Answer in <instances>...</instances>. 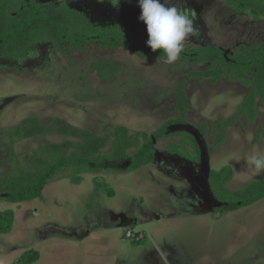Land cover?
I'll return each mask as SVG.
<instances>
[{"label": "rangeland", "instance_id": "rangeland-1", "mask_svg": "<svg viewBox=\"0 0 264 264\" xmlns=\"http://www.w3.org/2000/svg\"><path fill=\"white\" fill-rule=\"evenodd\" d=\"M60 2L82 12L90 23L101 28L119 25L136 36L146 30L139 20V0H119L116 5L111 0H56L54 4ZM173 5L204 28V33L197 36L198 43L186 41L193 35L185 40V49L215 44L229 54L239 45H255L264 40L263 21L234 13L225 0H170L169 6ZM101 61L115 63L123 74L111 83H101L90 72V66ZM207 66L189 67L179 59L172 64L153 62L122 49L101 51L96 45L64 56L55 55L51 46L44 44L21 60L0 58V175L12 171L16 161L24 166V156L32 154L39 145L64 140L48 135L14 138L11 142L8 132L27 117H39L45 123L61 118L98 135L115 126L152 134L168 119L177 118L174 96L183 79H187V98L192 107L184 116L189 126L169 127L167 137L154 146L167 157L163 160L167 164L157 167L165 178L158 171L141 175V168L128 172L105 169L99 174H83L82 183L73 185L68 174H58L45 186L41 199L20 204L0 200V211L12 210L15 215L12 232L0 235V264H20L23 257L33 253L38 254L34 264H167L155 241L168 244L172 264H264V207L254 205L220 219L211 212L217 204L205 175L208 169L219 172L230 168L233 178L226 185L229 191L241 190L263 177L264 170L257 171L250 158L264 156V110L259 109L254 122L237 117L234 125L224 127V132L215 130L216 122L235 114L247 88L242 83L234 87L222 83L212 86L206 81L188 79L189 72ZM6 102L8 105L1 109ZM191 125L208 127L202 140L197 137L203 157L200 165L169 155L171 151L194 155L186 143L184 148L174 146L182 141L181 133L174 129L187 130ZM219 134L224 138L215 145ZM94 180L109 184L114 196L100 192L93 197ZM143 199L152 214L156 203H160L163 216L180 214L181 218L150 220L131 228L130 237L125 234L127 227H115L105 218L104 213L111 211L139 218L137 204ZM187 199L194 200L195 205L189 203L200 216H184L189 214ZM69 227L75 230L74 236L66 231ZM79 227L94 230L88 245L81 244L84 231ZM138 235L148 242L133 244ZM122 239L132 242L124 246L125 252L119 251Z\"/></svg>", "mask_w": 264, "mask_h": 264}, {"label": "trees", "instance_id": "trees-1", "mask_svg": "<svg viewBox=\"0 0 264 264\" xmlns=\"http://www.w3.org/2000/svg\"><path fill=\"white\" fill-rule=\"evenodd\" d=\"M225 3L234 13L245 14L253 21L262 20L264 24V0H225ZM147 40V30L135 36L118 26L101 28L64 2L55 5L32 0H0V55L3 57H23L37 44H49L55 55L58 53L64 56L82 53L89 45H96L101 51L122 49L143 60L164 61L159 51L153 53L147 46ZM179 59L188 65L208 64L203 71L189 73L192 79H209L214 83L228 78L233 82H241L247 88V96L236 114L230 119L217 122L215 130L224 132V127L234 125L237 117L254 122L259 105L264 109V40L251 46L240 45L230 55H225L215 46L184 50ZM90 72L102 83H109L123 74V69L112 62L101 61L92 64ZM185 83L182 81L175 92L177 118L168 120L152 136L147 132H132L124 126H116L106 134L98 135L74 127L61 118H52L46 123L39 117L21 120L8 132L11 142L14 138L32 139L47 135H56L64 140L39 145L32 154L24 156V166L16 161L12 171L0 175V200L20 204L41 199L45 186L58 174H68L73 185H80L83 174H99L115 163L129 160L128 171L152 164L155 161L154 140L159 141L167 136L166 126L187 123L184 116L191 110V106L185 94ZM207 129L200 126L199 134L204 137ZM180 133L185 141L174 146L184 148L185 143L189 144L194 155L187 152L170 153L195 161L201 160V147L196 139L186 132ZM2 135L0 133V138ZM223 138L224 135L216 136L215 145H219ZM208 177L218 204L212 211L218 217L264 199V175L237 191L226 188L233 178L230 168L210 172ZM93 182V197L100 192L108 197L114 196L109 184L96 180ZM14 222L12 210L0 211V235L11 233ZM37 259L38 254L33 253L28 258L23 257L20 264H32Z\"/></svg>", "mask_w": 264, "mask_h": 264}, {"label": "clouds", "instance_id": "clouds-1", "mask_svg": "<svg viewBox=\"0 0 264 264\" xmlns=\"http://www.w3.org/2000/svg\"><path fill=\"white\" fill-rule=\"evenodd\" d=\"M111 2L116 5L119 0ZM169 3L170 0H139L138 6L141 9L139 20L146 25L147 46L153 53L159 51L164 63L172 64L180 58L185 40L196 28L194 20L184 10ZM250 162L257 171L264 170V156L253 155Z\"/></svg>", "mask_w": 264, "mask_h": 264}, {"label": "crops", "instance_id": "crops-1", "mask_svg": "<svg viewBox=\"0 0 264 264\" xmlns=\"http://www.w3.org/2000/svg\"><path fill=\"white\" fill-rule=\"evenodd\" d=\"M101 82V81H100ZM230 82V81H229ZM227 82V79H221V80H219L218 82H216L215 84H218V83H222L223 85H226V84H229V86H232V87H234V86H237V84L235 83V82ZM102 83V82H101ZM104 84H107V83H104ZM215 84L214 85H212V86H215ZM219 86H220V84H219ZM228 86V85H227ZM244 100V99H243ZM243 102V101H242ZM242 104V103H241ZM240 104V105H241ZM8 105V103L6 102V103H3V105L1 106V109H2V107H6ZM239 105V106H240ZM239 106H238V108H239ZM238 108H237V110H236V112L238 111ZM260 108H262V106L261 105H259V109ZM259 109H258V114H259ZM262 110H264L263 108H262ZM236 112H235V114H236ZM234 114V115H235ZM48 136V135H47ZM51 136V135H50ZM223 146V145H222ZM222 146L221 147H219V148H222ZM210 156V155H209ZM213 157V156H212ZM202 159H203V157H201ZM210 157H208V161H209V163H210ZM202 161L203 160H201V162L200 163H202ZM156 171H158L159 172V170L157 169V166L156 165H154V164H152V165H148V166H145V167H143V168H141L140 170H139V172H140V174L141 175H144V176H147V175H149V173L150 174H154V172H156ZM208 172H211L209 169H208ZM158 174H160V176H162L163 178H165V175H163L161 172H159ZM205 175L206 176H208L209 175V173L207 174V173H205ZM230 183V182H229ZM162 191H163V189H161ZM146 199H149V196L147 195L146 196ZM144 200V199H143ZM188 202V203H187ZM189 202H194V200H192V199H187L186 200V203H187V211H189V214H185L184 216H188V217H191V218H195V217H197V216H200L199 214H200V212H198V210H194V209H192L191 207H192V205H190V203ZM26 203V202H25ZM144 203H145V200H144V202H142V203H138L137 204V206H138V208L140 209V211H141V214H140V216H139V218L137 217V216H135L134 214L133 215H130V214H125V213H116V212H114V211H111V212H106V213H104L105 214V218L106 219H108V221H110V223H112V225L113 226H115V227H127L128 229H127V231H126V233L127 232H132V230H131V228H133V227H135V226H137V225H141V224H144V223H147V222H149L150 220H157V221H164V219H166V220H168V219H174V218H181V217H179L180 216V214H170L169 216H163V214H162V211H163V206H162V204H158V203H156L157 205H156V208H155V212H153V213H155V214H152V211H151V209L149 208L148 209V205L147 206H145L144 205ZM192 204H196L195 202L194 203H192ZM216 204H217V202H216ZM260 204V206H262V207H264V199H262V200H260V201H258V202H256L255 204H253V205H251V206H248V207H244V208H248L249 209V207H252V206H254V205H259ZM218 205V204H217ZM216 205V206H217ZM215 207V206H214ZM214 207H212V209L214 208ZM244 208H241V209H239V210H237V211H234V212H225L221 217H220V219H222V218H225V217H228V216H230V215H237V214H239L240 213V211L242 210H244ZM212 209H211V212H212ZM203 214H207V213H203ZM212 214V213H211ZM179 215V216H178ZM183 215V214H182ZM219 219V220H220ZM79 228H81V227H79ZM82 229V231H84V233H83V241L81 242V244L82 245H84V244H87L88 242H92V240H91V238L95 235L94 234V230L93 229H91V228H89V227H86V228H81ZM66 231L68 232V234L70 235V236H74V234H75V230L73 229V228H67L66 229ZM125 233V234H126ZM124 238H125V235H124ZM142 241H144V242H148V239H146L143 235H138V236H136V240H134L133 242H136V243H138V244H140ZM130 242V243H132L130 240H126V239H122L121 240V244L119 245V251H123V252H125V247L124 246H130L128 243ZM146 242V243H147ZM156 243H157V245H158V248L160 249V253L162 254V256H163V258L165 259V261H166V263L167 264H172V262H171V258H172V252H171V249L168 247V244L166 243H163V242H161V241H155ZM119 244V243H118ZM137 244V245H138ZM88 245V244H87ZM144 246V245H143ZM145 247V246H144ZM87 249H88V246H87V248H84V250H86L87 251ZM124 254V253H123ZM106 257V254L105 255H102V258H105ZM36 262V261H35ZM39 262V261H38ZM32 264H34V263H32ZM114 264H120V262H115Z\"/></svg>", "mask_w": 264, "mask_h": 264}, {"label": "flooded vegetation", "instance_id": "flooded-vegetation-1", "mask_svg": "<svg viewBox=\"0 0 264 264\" xmlns=\"http://www.w3.org/2000/svg\"><path fill=\"white\" fill-rule=\"evenodd\" d=\"M27 1H29V0H27ZM32 1H35V2H41V1H37V0H32ZM56 0H53L52 2H50V3H53L54 4V2H55ZM41 3H45V2H41ZM60 3H63V2H60ZM59 3V4H60ZM65 3V2H64ZM55 5H58V4H55ZM111 26H118L120 29H121V27L119 26V25H111ZM194 27L196 28V32L194 33V34H190L191 36H192V39H187L186 41L187 42H192V43H198L199 42V37L197 38V36L198 35H200V34H203L204 33V31H203V27H201L200 26V23L198 24V20H197V23H196V25L194 24ZM121 30H123V29H121ZM123 31H125V30H123ZM144 31H146V30H144ZM143 31V32H144ZM127 32H130V31H127ZM131 33V32H130ZM142 33V32H141ZM140 33V34H141ZM131 34H133V33H131ZM133 35H135V34H133ZM189 35V36H190ZM136 36V35H135ZM137 36H139V35H137ZM39 45H44V44H37V45H35L34 47H32L28 52H26L25 53V55L23 56V57H18V58H14V57H12V58H10V57H3V56H1L0 55V58H5V59H19V60H21V59H24L26 56H28L30 53H31V50L32 49H34V48H36L37 46H39ZM49 45V44H48ZM206 46H215V47H218L217 45H215V44H201V45H199L198 47H193V49H185L184 48V50H196V49H200V48H204V47H206ZM240 46V45H239ZM247 46H251V45H247ZM238 47V46H237ZM236 47V48H237ZM218 48H220L223 52H224V50H225V48H223V47H218ZM235 48V49H236ZM235 51V50H234ZM112 52H114V51H112ZM234 53V52H233ZM233 53H229V54H226L225 52H224V54L225 55H230V54H233ZM148 61H151V60H148ZM179 61L180 62H182L183 64H185V65H187V66H189V67H192V66H195V65H199V64H205V63H197V64H193V65H188L186 62H184V61H182V60H180L179 59ZM110 62V61H109ZM153 62H155V61H153ZM157 62H159V61H157ZM160 62H163V61H160ZM115 64V63H114ZM116 65V64H115ZM206 65H208V64H206ZM208 67V66H207ZM206 67V68H207ZM205 70V69H204ZM198 71H203V70H198ZM191 72H195V71H191ZM191 72H189V73H191ZM189 73H188V79H190V80H199V81H206V82H209L211 85H214L216 82H218L219 80H221V79H219V80H217L216 82H211V80H209V79H202V78H194V79H192V78H190L189 77ZM222 79H227V80H229L228 78H222ZM113 81V80H112ZM111 81V82H112ZM182 81H185L186 83H187V79H183ZM182 81H180V83L182 82ZM111 82H109V83H111ZM180 83H179V85H180ZM186 83H185V94H186V96H187V92H186ZM235 83H241V82H235ZM178 85V86H179ZM178 88V87H177ZM177 90V89H176ZM176 90H175V92H176ZM246 96H247V93H246ZM246 96H245V98H246ZM244 98V99H245ZM187 100H188V98H187ZM244 101V100H243ZM174 102H175V96H174ZM188 102H189V100H188ZM243 103V102H242ZM189 104H190V102H189ZM190 106H191V104H190ZM191 109H192V107H191ZM174 110H175V104H174ZM191 111V110H190ZM189 111V112H190ZM176 112V111H175ZM177 113V112H176ZM234 116V115H233ZM175 119V118H174ZM168 120H170V119H168ZM167 120V121H168ZM166 121V122H167ZM223 121V120H222ZM165 122V123H166ZM164 123V124H165ZM217 123V122H216ZM215 123V124H216ZM214 124V125H215ZM163 126V125H162ZM161 126V127H162ZM171 126H179V127H183V126H189L188 125V123H186V124H171V125H168V126H166V133H167V135L169 134V131H168V129H169V127H171ZM228 126V125H227ZM116 127V126H115ZM161 127H159V128H161ZM226 127V126H225ZM114 128V127H113ZM112 128V129H113ZM159 128H157V129H159ZM196 128H198V129H196ZM208 128V127H207ZM157 129H155L154 130V132L157 130ZM191 129V130H190ZM190 129H174V130H178V132H186V133H188L190 136H192V137H194L195 139H196V141L198 140L197 139V137L200 139V140H202V136L201 135H199V127H195V126H190ZM180 130V131H179ZM110 131V130H109ZM198 131V132H197ZM139 132H145V131H139ZM153 132V133H154ZM174 132V131H173ZM152 133V134H153ZM152 134H149V135H151L152 136ZM167 136H165V138H166ZM181 139H182V141H184V139H183V137H181ZM159 141H161V140H159ZM159 141H156V140H154V142H153V150H154V153H155V161L152 163V164H154V165H156L157 167H159L160 168V166L161 165H165V164H167L166 162H164L163 160H167L166 158L167 157H165V156H163V155H160V153H158L156 150H155V148H154V146H155V144L157 143V142H159ZM182 141H180V143L182 142ZM180 143H178V144H180ZM187 145H189V144H187ZM169 154V153H168ZM169 155H171V153L169 154ZM175 154H172V156H174ZM178 157H180V158H182V159H185V160H187V161H191V162H193V163H195V164H199L200 165V160L199 161H195V160H191V159H188V158H185V157H183V156H179V155H177ZM120 163H122V164H120ZM120 163H115V164H112V166H110V168H108V169H106V170H114V171H127L128 172V170H127V168L130 166V161L129 160H127V161H122V162H120ZM162 163H164V164H162ZM128 164V166H126ZM152 164H149V165H152ZM122 165H124L123 167H122ZM146 166H148V165H146ZM145 167V166H144ZM143 168V167H142ZM210 173V172H209Z\"/></svg>", "mask_w": 264, "mask_h": 264}, {"label": "built area", "instance_id": "built-area-1", "mask_svg": "<svg viewBox=\"0 0 264 264\" xmlns=\"http://www.w3.org/2000/svg\"><path fill=\"white\" fill-rule=\"evenodd\" d=\"M126 234H127V237H130L132 235L131 232H127Z\"/></svg>", "mask_w": 264, "mask_h": 264}]
</instances>
